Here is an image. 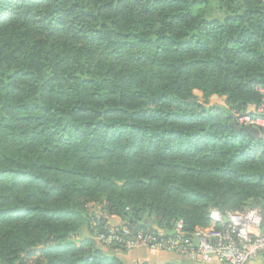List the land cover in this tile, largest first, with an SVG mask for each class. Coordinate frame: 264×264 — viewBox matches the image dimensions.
<instances>
[{
	"label": "trees",
	"instance_id": "obj_1",
	"mask_svg": "<svg viewBox=\"0 0 264 264\" xmlns=\"http://www.w3.org/2000/svg\"><path fill=\"white\" fill-rule=\"evenodd\" d=\"M260 89L264 0H0V264H126L112 216L264 220L261 139L232 125Z\"/></svg>",
	"mask_w": 264,
	"mask_h": 264
},
{
	"label": "built area",
	"instance_id": "obj_2",
	"mask_svg": "<svg viewBox=\"0 0 264 264\" xmlns=\"http://www.w3.org/2000/svg\"><path fill=\"white\" fill-rule=\"evenodd\" d=\"M259 93L261 100L257 106H249L245 112H233V115L239 126L259 131L264 152V90L260 89ZM208 221L206 227L187 232L179 220L170 234L161 229L134 232L121 225L102 230L103 233L99 231L96 241L104 247L121 246L126 252L144 248L150 252L173 253L193 264H248L264 256V220L258 210L222 212L213 209Z\"/></svg>",
	"mask_w": 264,
	"mask_h": 264
},
{
	"label": "crops",
	"instance_id": "obj_3",
	"mask_svg": "<svg viewBox=\"0 0 264 264\" xmlns=\"http://www.w3.org/2000/svg\"><path fill=\"white\" fill-rule=\"evenodd\" d=\"M213 97H211L210 100ZM221 98L224 99V97ZM222 106H224V103ZM107 222L111 226L114 224L112 222H115L119 226L123 224L117 217H109ZM122 258L126 264H192L188 259L177 256L173 253L150 252L144 248H135L133 250L127 251L122 255ZM248 264H264V256H259L256 260Z\"/></svg>",
	"mask_w": 264,
	"mask_h": 264
},
{
	"label": "rangeland",
	"instance_id": "obj_4",
	"mask_svg": "<svg viewBox=\"0 0 264 264\" xmlns=\"http://www.w3.org/2000/svg\"><path fill=\"white\" fill-rule=\"evenodd\" d=\"M193 96L195 97V99L197 100V102H199L200 104H203V102L201 103V94L199 93V92H194L193 93ZM223 103H224V99L223 98H217V97H213L211 100H209V102L207 101L206 103H204V106H206V107H208V106H213V105H223ZM91 209V211H97L98 210V208L97 207H91L90 208ZM112 217H115V216H112ZM109 217H107L106 218V220H105V224L103 225V227H100V224H99V228L100 229H102L103 231L104 230H107V229H109V228H113V227H117V226H119V225H117L115 222H112V223H114V224H112L113 226H111V225H109L108 224V222H107V219H108ZM123 225V224H122ZM95 239H96V236H95Z\"/></svg>",
	"mask_w": 264,
	"mask_h": 264
},
{
	"label": "water",
	"instance_id": "obj_5",
	"mask_svg": "<svg viewBox=\"0 0 264 264\" xmlns=\"http://www.w3.org/2000/svg\"><path fill=\"white\" fill-rule=\"evenodd\" d=\"M232 125L235 127V129L237 131H242V132L246 133L247 135H249L252 138L259 139V131L257 129L241 127V126H239L237 124V122L235 120L232 121ZM156 220H157L156 217H153V221H148V227H152L153 223ZM225 222H227V221L225 220ZM99 231H100V233H103L102 229H99ZM130 240L133 241V239H130Z\"/></svg>",
	"mask_w": 264,
	"mask_h": 264
}]
</instances>
